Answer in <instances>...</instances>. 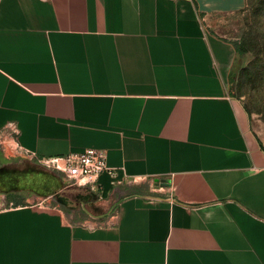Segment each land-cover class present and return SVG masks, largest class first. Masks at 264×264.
<instances>
[{"label":"crops","instance_id":"1","mask_svg":"<svg viewBox=\"0 0 264 264\" xmlns=\"http://www.w3.org/2000/svg\"><path fill=\"white\" fill-rule=\"evenodd\" d=\"M246 3L0 0V168L110 169L0 207V264H264V122L228 90Z\"/></svg>","mask_w":264,"mask_h":264},{"label":"rangeland","instance_id":"2","mask_svg":"<svg viewBox=\"0 0 264 264\" xmlns=\"http://www.w3.org/2000/svg\"><path fill=\"white\" fill-rule=\"evenodd\" d=\"M232 36L243 56L236 59L228 90L250 116L264 122V0H247ZM56 168L26 158L0 168V190L7 195H0V207L17 205L14 196L24 192L53 194L63 178Z\"/></svg>","mask_w":264,"mask_h":264},{"label":"built area","instance_id":"3","mask_svg":"<svg viewBox=\"0 0 264 264\" xmlns=\"http://www.w3.org/2000/svg\"><path fill=\"white\" fill-rule=\"evenodd\" d=\"M60 160L54 161V165L60 169V164H63L64 172L76 185H96L101 175L110 171L108 155L102 150L87 149L71 153Z\"/></svg>","mask_w":264,"mask_h":264},{"label":"trees","instance_id":"4","mask_svg":"<svg viewBox=\"0 0 264 264\" xmlns=\"http://www.w3.org/2000/svg\"><path fill=\"white\" fill-rule=\"evenodd\" d=\"M234 47L236 50V59L240 56H243V51H242V47L241 44L239 42L234 43Z\"/></svg>","mask_w":264,"mask_h":264}]
</instances>
